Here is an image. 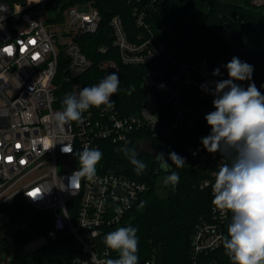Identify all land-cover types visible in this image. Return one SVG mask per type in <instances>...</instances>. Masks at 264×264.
Wrapping results in <instances>:
<instances>
[{
	"label": "built area",
	"instance_id": "obj_1",
	"mask_svg": "<svg viewBox=\"0 0 264 264\" xmlns=\"http://www.w3.org/2000/svg\"><path fill=\"white\" fill-rule=\"evenodd\" d=\"M127 1L133 4L141 26L166 0ZM0 5L6 7V11H0V206L19 198L51 216L52 229L48 235L24 244L25 252L56 240L62 233H70L82 245V254L73 264H96L97 260L109 259L110 250H100L97 239L104 228L121 224L149 186L123 174L96 173L91 181L84 179L78 189L72 190L67 187V177L78 169L75 152H81L86 146L97 149L103 140L124 142L133 132L144 129L151 138H156L193 125L208 109L197 112L185 105L180 87L194 83L190 77L194 71L200 79L207 74L202 69L183 66L186 77L170 84L157 79V72L153 70L145 76L147 95L136 115L122 114L113 94L112 109L91 107L82 113V123L72 122L60 131L52 117L62 110L66 95L78 94L83 87L98 84L117 70L119 64L141 65L161 57L166 44L154 36L146 40L138 36L143 41H132L122 18L113 16L109 24L118 59L99 62L101 78L84 76L94 66V60L83 51L81 38L97 32L102 22V15L93 2L29 0L25 4L1 2ZM107 50V45L98 47L101 53ZM233 52L220 55V67L226 69L224 66L234 57ZM237 57L243 61V57ZM245 82L236 81L246 89ZM154 91L169 94L167 100L174 109L172 123L161 124ZM210 98L214 97L210 94ZM146 141L151 142L143 138L140 144ZM62 143L71 145L73 153H62ZM193 155L198 157L201 167L215 162L219 168L226 162L219 152L209 153L203 146ZM216 172H212L213 179ZM214 181L208 180L202 187L213 186ZM25 192L37 199L26 196ZM42 192L47 193L40 196ZM213 207L212 222H204L192 237L195 262L198 256L222 245V225L231 213L222 215Z\"/></svg>",
	"mask_w": 264,
	"mask_h": 264
},
{
	"label": "trees",
	"instance_id": "obj_2",
	"mask_svg": "<svg viewBox=\"0 0 264 264\" xmlns=\"http://www.w3.org/2000/svg\"><path fill=\"white\" fill-rule=\"evenodd\" d=\"M29 0H0L13 4H25ZM68 3L93 2L102 15V22L95 33L81 38L83 51L94 60V66L84 76H102L98 64L103 59H118L113 46V35L110 19L120 16L129 38L141 42L154 36L158 42L166 44L165 53L146 64H119L113 72L120 78L119 91L115 102L124 115H136L147 95L144 85L145 76L153 70L157 79L170 84L181 81L186 75L183 66L202 69L207 76L198 78V72L190 73L194 83L180 87L181 100L197 112L208 109L196 122L185 128L173 131L168 136L151 138L148 130L133 132L124 142L113 143L108 140L100 142L99 149L103 156L96 166V173L123 174L130 178L146 182L149 189L141 195L134 208L121 221V224L108 226L97 239L100 250L106 249L103 237L119 227L133 226L138 229L139 264H231L224 254L223 246L197 257H192V237L204 222H212V185H202L212 178V172L218 171L215 162L207 167L198 166V157L192 153L203 146L201 138L211 132L205 115L214 111L210 93L202 90L201 85L228 79L226 69L219 66L221 54L230 53L243 57L242 62L252 65V80L264 94V0L261 4L254 0H166L157 10L145 18V25H139L134 15L133 4L127 0H63ZM107 45L106 53L98 51L99 45ZM220 68V76H213V70ZM84 78V77H83ZM131 91V94H129ZM158 98V115L161 124H170L174 119V109L168 102V93L154 91ZM149 138L151 143L165 159L172 151L185 158L182 168L172 165L180 180L171 187L165 198L158 196V178L167 175L159 167L155 155L139 153L140 139ZM127 146L137 153L146 169L137 175L134 166L119 149ZM227 162V161H226ZM78 165V159L76 160ZM171 164V160H168ZM6 211L18 221L27 222L25 229L17 228V257L23 264H73L82 254V245L70 233H62L56 240L47 242L31 252L24 251V244L46 236L52 229L49 214H43L34 207L25 204L19 198L0 206V212ZM231 215L222 225L224 236ZM110 258H118L111 251Z\"/></svg>",
	"mask_w": 264,
	"mask_h": 264
},
{
	"label": "clouds",
	"instance_id": "obj_3",
	"mask_svg": "<svg viewBox=\"0 0 264 264\" xmlns=\"http://www.w3.org/2000/svg\"><path fill=\"white\" fill-rule=\"evenodd\" d=\"M0 11H6V7L0 5ZM224 67L228 79L201 85L203 91L214 97L215 109L204 117L211 132L201 138V143L207 152H219L227 161L215 173L211 203L214 211L219 210L222 215L231 213L227 233L222 238L224 254L231 264H264V94L254 82L246 89L236 83L252 80V65L234 56ZM220 74V68L213 70V76ZM119 86V75L112 72L98 84L83 87L78 94L66 95L62 110L52 117L56 127L63 131L64 126L72 122L82 123V113L91 107L112 109L115 102L110 97L119 91ZM119 150L129 158L136 174H142L147 165L137 158V153L127 146ZM61 151L71 154L73 148L64 144ZM75 156L78 169L67 177V187L72 190L78 189L82 180L91 181L95 177L103 154L99 149L86 146L81 152H75ZM154 158L159 167L169 173L164 184L175 187L180 176L171 170L172 165L184 167L185 158L174 151L167 159L163 153ZM44 193L47 192L40 196ZM25 195L37 199L28 192ZM137 231L133 226H126L105 234L102 243L106 249L116 252L118 258L97 260L96 264H139Z\"/></svg>",
	"mask_w": 264,
	"mask_h": 264
},
{
	"label": "rangeland",
	"instance_id": "obj_4",
	"mask_svg": "<svg viewBox=\"0 0 264 264\" xmlns=\"http://www.w3.org/2000/svg\"><path fill=\"white\" fill-rule=\"evenodd\" d=\"M48 12L51 14L52 7L49 6ZM151 142H143L138 146L139 153L158 154L157 148H150ZM196 150V149H195ZM194 152V151H193ZM193 154V153H192ZM168 175V174H167ZM167 175H161L158 178V196L165 198L169 194L172 185H165L164 179ZM27 222L18 221L12 217L9 212H0V264H23L17 257L18 243H17V228L25 229Z\"/></svg>",
	"mask_w": 264,
	"mask_h": 264
},
{
	"label": "flooded vegetation",
	"instance_id": "obj_5",
	"mask_svg": "<svg viewBox=\"0 0 264 264\" xmlns=\"http://www.w3.org/2000/svg\"><path fill=\"white\" fill-rule=\"evenodd\" d=\"M150 144H151L150 148H152V150L156 148L152 143H150ZM155 155H157V153Z\"/></svg>",
	"mask_w": 264,
	"mask_h": 264
},
{
	"label": "water",
	"instance_id": "obj_6",
	"mask_svg": "<svg viewBox=\"0 0 264 264\" xmlns=\"http://www.w3.org/2000/svg\"><path fill=\"white\" fill-rule=\"evenodd\" d=\"M160 153V151L158 152V154ZM44 214V213H43Z\"/></svg>",
	"mask_w": 264,
	"mask_h": 264
},
{
	"label": "snow or ice",
	"instance_id": "obj_7",
	"mask_svg": "<svg viewBox=\"0 0 264 264\" xmlns=\"http://www.w3.org/2000/svg\"><path fill=\"white\" fill-rule=\"evenodd\" d=\"M33 195H35V194H33Z\"/></svg>",
	"mask_w": 264,
	"mask_h": 264
}]
</instances>
